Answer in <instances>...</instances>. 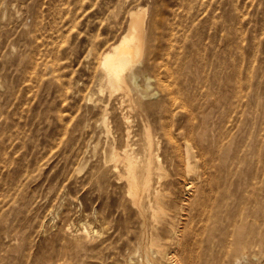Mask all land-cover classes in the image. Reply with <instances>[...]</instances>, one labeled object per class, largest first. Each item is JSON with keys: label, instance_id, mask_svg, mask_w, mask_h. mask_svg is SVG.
I'll list each match as a JSON object with an SVG mask.
<instances>
[{"label": "rangeland", "instance_id": "374dc122", "mask_svg": "<svg viewBox=\"0 0 264 264\" xmlns=\"http://www.w3.org/2000/svg\"><path fill=\"white\" fill-rule=\"evenodd\" d=\"M225 235L264 264V0H0V264H223Z\"/></svg>", "mask_w": 264, "mask_h": 264}, {"label": "bare ground", "instance_id": "6f19581e", "mask_svg": "<svg viewBox=\"0 0 264 264\" xmlns=\"http://www.w3.org/2000/svg\"><path fill=\"white\" fill-rule=\"evenodd\" d=\"M146 15H147V10L144 8L140 7L137 8L136 10L133 11L131 10L129 14L130 21H129L128 29L122 34V36L116 43L112 44L103 53L100 63L101 65L100 82L105 87L119 89L121 85H129L131 81L137 79V75L133 72V70L142 61L147 50L148 35L146 28ZM150 143L148 142V144ZM152 147L150 146V149H152L151 152L153 151ZM124 154H126L127 157L130 158V153L127 149L125 150ZM130 165L133 168L132 162L130 163ZM135 168H137V164ZM142 169L148 170V168H142ZM132 171H136V170H132ZM191 187L192 186H189L188 189L190 190ZM177 233L179 234V230L176 231V234ZM222 240L223 242H225L222 263L226 264V257L227 258L229 257V252L227 251L226 253V235L222 238ZM233 244H236V242L234 241ZM159 253L161 255L162 264H179V261L177 260V257L174 252L160 251Z\"/></svg>", "mask_w": 264, "mask_h": 264}]
</instances>
